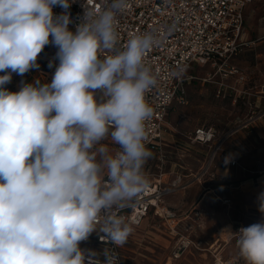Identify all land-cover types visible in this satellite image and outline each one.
Here are the masks:
<instances>
[{
  "label": "clouds",
  "instance_id": "clouds-1",
  "mask_svg": "<svg viewBox=\"0 0 264 264\" xmlns=\"http://www.w3.org/2000/svg\"><path fill=\"white\" fill-rule=\"evenodd\" d=\"M72 2L0 0V264H119L115 248L80 244L99 232L122 247L133 227L117 210L150 186L146 125L154 109L146 94L158 76L146 55L158 36L131 34L117 46L129 0L85 7L72 31ZM54 6L64 11L54 14ZM49 44L59 61L51 82L35 78L9 91L12 74L38 69ZM109 139L115 149L103 143ZM258 202L264 213V192ZM221 233L237 237L245 264H264V220Z\"/></svg>",
  "mask_w": 264,
  "mask_h": 264
},
{
  "label": "built area",
  "instance_id": "built-area-1",
  "mask_svg": "<svg viewBox=\"0 0 264 264\" xmlns=\"http://www.w3.org/2000/svg\"><path fill=\"white\" fill-rule=\"evenodd\" d=\"M256 1L261 0H129L128 9L118 16L117 46L126 44L131 34L151 31L158 36V44L146 55V63L158 76L157 86L146 94L147 101L154 109V115L146 125V146L154 156L151 166L153 172H146L150 179L149 189L135 203L117 210L133 227L127 242L122 247H116L106 239H101L103 234L94 232L87 241L81 242V248L96 252H101L105 247L115 248L119 264H123L127 244L132 242L131 235L145 218L152 216L161 223L168 237L172 238L169 260H178L186 252L193 250L208 254L210 264H228L229 261L239 264L236 257L225 258L222 255L225 246L237 239L235 235L229 236L225 233V237H222L217 231L211 240H206V231L209 222L213 220L214 212L202 199L189 208L180 209L170 205L166 197L186 189L193 181L209 182L212 186L207 189L212 192V188L219 183L216 161L224 163V158L230 155L225 148L227 139L240 130L251 135L253 126L264 119V90L253 94L245 88L246 73L229 62L247 44L244 33L245 9ZM106 2L107 0H74L68 9L72 20L69 29L75 31L84 15L85 7L99 10ZM63 11L60 6L53 7L54 14L59 15ZM46 46L49 48L45 47L37 61L43 64L40 71L41 81L50 83L59 61L56 59L57 49L52 50L51 44ZM49 61H53L52 68L48 67ZM193 64L198 68H211L212 72L206 73L201 80L216 85L217 97L225 96L228 92L233 96L232 102L241 99L248 112L239 122L238 128L224 136L212 125L200 124L194 131H190L187 139L191 144L205 146L206 156L196 171H190L188 175L178 172L175 177L165 182L169 151L162 132L173 103L188 104L187 86L196 78L189 72ZM177 67L184 69L179 78L172 75ZM217 74L233 78V84L214 80L213 77ZM251 96L254 97L253 100ZM185 156L184 151L178 152L180 160ZM237 163L231 156L228 165L233 167ZM214 195L221 204H230L229 197ZM231 227L234 233L241 228Z\"/></svg>",
  "mask_w": 264,
  "mask_h": 264
},
{
  "label": "rangeland",
  "instance_id": "rangeland-1",
  "mask_svg": "<svg viewBox=\"0 0 264 264\" xmlns=\"http://www.w3.org/2000/svg\"><path fill=\"white\" fill-rule=\"evenodd\" d=\"M244 20L247 44L243 50L232 56L229 62L243 69L247 76L244 87L255 94L260 89V84L264 83V0L249 4L245 9ZM45 47L49 48V46ZM51 47L52 50L56 48L52 44ZM37 63L40 65L38 69H31L23 76L13 73L11 82L5 87L11 92H16L22 86V82L32 83L35 78L41 80L40 71L43 69V64L41 61H37ZM210 71L212 72L211 68H198L197 65L193 64L189 72L196 78L191 80L187 86L188 104L180 105L174 102L167 114L165 125L180 138H185V134L200 124L212 125L221 136H224L238 128L239 122L245 118L248 112L241 99H237L238 101L233 103V96H230L228 92L225 96L217 97L215 95L216 85L201 80ZM4 74V72H0V75ZM213 79L222 80L229 84H233L234 81L233 78H225L219 74L215 75ZM253 98L251 96V100ZM240 131L243 132L244 130ZM238 135L236 132L229 138ZM103 143L108 144L113 149L116 147L111 144L110 139ZM249 150L250 148L247 149L245 155L246 182H243L238 189H234L236 195L233 199V195L229 197L231 199L230 204H221L215 196L210 199L206 198L205 203L214 212L213 220L209 222L210 225L206 231V240L208 241L220 229L230 228L229 224L232 225L231 228L236 229L238 226L247 227L264 220V213L259 211L258 202V196L264 192V156L256 155L255 149ZM153 157L152 153V157L148 160L151 164H153ZM144 171H146V164ZM150 172H153V168H150ZM257 177H261L260 180H255ZM251 178L254 179L253 184L252 180H248ZM248 182L252 185H248ZM232 183L233 187H236L240 180H234ZM180 207L182 206L180 205ZM146 223L140 225L141 227H138L136 233L131 235L132 242L127 244L123 264H210L211 260L208 254L193 250L186 252L178 260H169L172 238L168 237L159 221ZM238 252L234 239L225 246L222 255L225 258L236 257L239 264H245Z\"/></svg>",
  "mask_w": 264,
  "mask_h": 264
},
{
  "label": "crops",
  "instance_id": "crops-1",
  "mask_svg": "<svg viewBox=\"0 0 264 264\" xmlns=\"http://www.w3.org/2000/svg\"><path fill=\"white\" fill-rule=\"evenodd\" d=\"M263 89L264 83L260 84V89L257 90V92L259 93ZM195 127L192 128L191 131H194ZM252 129L253 133L251 135H247L246 131H240L238 132V136L229 138L226 141L225 148L238 163L237 166L231 167L228 164L225 165L220 160L216 161V172L218 174L219 183L213 188L211 187L212 192L207 189L208 187L212 186V184H210L209 182L193 181L192 184H190L186 189L168 195L166 197L167 202L172 206H176L180 209H185L189 208L192 204L200 199H202L205 203L206 198L210 199L212 196H215L214 194H217V196L219 197H230L233 195V199L234 195H236L234 189H238L243 182H246L245 171L247 169L245 167V155L247 153V149L250 148L249 151L255 149L256 155L261 154L264 156V119L258 124L254 125ZM167 131H169L170 133ZM188 134L184 135L185 138H180L176 135L175 132L172 131V129H170L167 125H164L162 137L167 144V150L169 151L168 162L166 165L167 174L164 177L165 182H168L173 177H175L174 175L178 172L184 175H188L190 171H196L206 156L205 146L191 144L187 139ZM181 150L186 153V156L180 160L178 158V152ZM151 166L152 164L150 163V161H147L145 172L149 173ZM260 178L261 177H257L255 180H260ZM234 180H240V183L236 187H233L232 181ZM248 180H252L253 184V178ZM247 184L252 185L249 184V182ZM213 200L214 199L212 198V201ZM180 205L182 207H180ZM151 221L153 222L155 220L154 218H152V216H148L144 219L141 226L144 222H147L149 224L151 223ZM229 225L232 226L231 224ZM135 233L136 231L133 234Z\"/></svg>",
  "mask_w": 264,
  "mask_h": 264
},
{
  "label": "bare ground",
  "instance_id": "bare-ground-1",
  "mask_svg": "<svg viewBox=\"0 0 264 264\" xmlns=\"http://www.w3.org/2000/svg\"><path fill=\"white\" fill-rule=\"evenodd\" d=\"M263 90H264V89H263ZM190 184H192V183H190ZM190 184H189V185H190ZM189 185H188V187H189ZM222 230H223V228L220 229V230L218 231V234H219L220 236H222V237H225V234H224V233H221Z\"/></svg>",
  "mask_w": 264,
  "mask_h": 264
}]
</instances>
